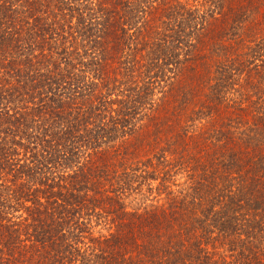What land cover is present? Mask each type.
Listing matches in <instances>:
<instances>
[{
  "label": "trees",
  "instance_id": "16d2710c",
  "mask_svg": "<svg viewBox=\"0 0 264 264\" xmlns=\"http://www.w3.org/2000/svg\"><path fill=\"white\" fill-rule=\"evenodd\" d=\"M0 264H264V0H0Z\"/></svg>",
  "mask_w": 264,
  "mask_h": 264
},
{
  "label": "rangeland",
  "instance_id": "374dc122",
  "mask_svg": "<svg viewBox=\"0 0 264 264\" xmlns=\"http://www.w3.org/2000/svg\"><path fill=\"white\" fill-rule=\"evenodd\" d=\"M139 198H140V196H136V195H134V196H132L131 198H129L126 202L129 204V203L132 202L133 199H136L135 202H136V204L138 205V203L141 204V203L143 202V200H139ZM135 202H134V203H135ZM134 203H132L131 205H134ZM144 203L147 204V203H149V201H148V202H144ZM134 206H135V205H134ZM97 230H99V228H97L96 231H97Z\"/></svg>",
  "mask_w": 264,
  "mask_h": 264
}]
</instances>
